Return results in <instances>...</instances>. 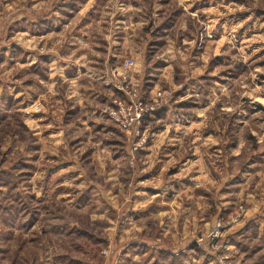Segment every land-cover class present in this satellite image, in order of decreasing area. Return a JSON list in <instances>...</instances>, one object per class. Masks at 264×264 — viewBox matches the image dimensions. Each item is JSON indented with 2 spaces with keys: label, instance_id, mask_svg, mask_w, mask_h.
I'll list each match as a JSON object with an SVG mask.
<instances>
[{
  "label": "rangeland",
  "instance_id": "1",
  "mask_svg": "<svg viewBox=\"0 0 264 264\" xmlns=\"http://www.w3.org/2000/svg\"><path fill=\"white\" fill-rule=\"evenodd\" d=\"M0 264H264V0H0Z\"/></svg>",
  "mask_w": 264,
  "mask_h": 264
},
{
  "label": "built area",
  "instance_id": "2",
  "mask_svg": "<svg viewBox=\"0 0 264 264\" xmlns=\"http://www.w3.org/2000/svg\"><path fill=\"white\" fill-rule=\"evenodd\" d=\"M138 103H139L137 107L138 116L136 120L144 119L146 116L148 115L151 116L152 114H156L160 110L159 107L153 104H149V103L144 104L142 100H139ZM116 118H118V115H116ZM124 126H126V124H124Z\"/></svg>",
  "mask_w": 264,
  "mask_h": 264
},
{
  "label": "crops",
  "instance_id": "3",
  "mask_svg": "<svg viewBox=\"0 0 264 264\" xmlns=\"http://www.w3.org/2000/svg\"><path fill=\"white\" fill-rule=\"evenodd\" d=\"M164 110H166V107L161 108L160 111L156 113V116H159V117L163 116ZM154 119H155V117L151 118V120H154Z\"/></svg>",
  "mask_w": 264,
  "mask_h": 264
}]
</instances>
